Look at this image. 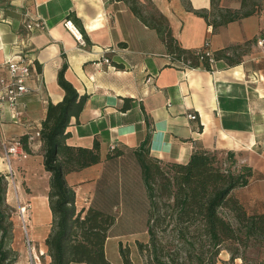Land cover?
Masks as SVG:
<instances>
[{
	"label": "crops",
	"instance_id": "1",
	"mask_svg": "<svg viewBox=\"0 0 264 264\" xmlns=\"http://www.w3.org/2000/svg\"><path fill=\"white\" fill-rule=\"evenodd\" d=\"M188 1L194 11L210 8V0ZM160 4L154 6L182 49L198 50L209 41L215 59L210 70L174 66L157 32L123 2L0 0V74L7 73L5 62L20 52L32 61L27 80L31 91L18 105L23 124H15L4 110L0 142L41 128L48 104L64 97L57 74L66 63L65 79L86 96L81 113L66 129V145L91 149L98 143L100 161L67 173L65 181L75 192L77 213L83 216L94 208L115 217L104 245L110 264H122L120 248L134 251L132 264L142 263L137 244L147 237L125 244L122 238L142 224L147 236L149 200L135 154L147 137L149 157L161 168L185 165L194 152L203 151L233 164L232 170L251 169L248 184L232 190L229 198L247 214H264V8L213 31L179 0ZM220 6L238 10L240 0H220ZM34 19L44 29L28 33L25 24ZM66 20L80 28L84 45L64 27ZM111 147L119 156L108 158ZM28 151L26 160L12 164L13 193L29 207L36 260L49 264L45 240L52 222L50 174L44 170L42 143ZM1 166L0 161L3 171ZM217 264L242 261L231 262L222 250Z\"/></svg>",
	"mask_w": 264,
	"mask_h": 264
},
{
	"label": "trees",
	"instance_id": "2",
	"mask_svg": "<svg viewBox=\"0 0 264 264\" xmlns=\"http://www.w3.org/2000/svg\"><path fill=\"white\" fill-rule=\"evenodd\" d=\"M115 1L125 3L135 18L157 32L168 56L190 61L191 68L201 66L210 70L206 61H198L197 50H185L178 45L167 19L157 8L153 7L154 12L146 15L139 0ZM179 1L186 11L212 26L213 31L264 8V0H240L238 10L222 8L220 0H210L208 10L194 11L188 0ZM66 69L64 63L57 74V83L64 97L56 104H48L39 139L42 143L44 170L50 174L47 198L52 222L45 240L51 259L49 264H110L105 257L104 245L115 217L94 208H89L83 216L77 213L75 192L65 181L67 173L100 161L98 143H94L91 149L66 145L69 136L66 129L71 119L79 116L86 100V96L79 95L65 79ZM20 141L29 152L26 137L23 136ZM148 142L149 137L135 152L149 200L147 241L137 244L141 257L151 258L154 264H167L166 258L169 257L163 253L155 232V228L165 231L167 227L172 228L178 250L184 251L189 260L195 258L198 264H217L222 250L230 254L231 262L238 258L246 263L244 253L247 249L255 246L264 249V214H247L238 202L229 198L232 190L248 184L251 169L242 167L238 171L232 170L233 164L222 167L216 154L203 151L194 152L185 165L172 164L161 168L149 157L146 147ZM119 154L114 148L110 149L108 158ZM155 175L161 177L157 188L160 203L155 199ZM2 204L3 199L0 198V264H14L16 252L4 244L8 229L3 226ZM223 210L233 216L234 223L224 217ZM120 256L122 264H132L127 249L120 248ZM258 264H264V260Z\"/></svg>",
	"mask_w": 264,
	"mask_h": 264
},
{
	"label": "rangeland",
	"instance_id": "3",
	"mask_svg": "<svg viewBox=\"0 0 264 264\" xmlns=\"http://www.w3.org/2000/svg\"><path fill=\"white\" fill-rule=\"evenodd\" d=\"M140 3L146 15H149L152 12H154L153 7H155L156 5H161L160 0H154V2L152 0H141ZM217 158L219 162L222 164V167H226L228 165L227 163H223L218 156ZM0 161H1V165L3 166L1 153H0ZM3 171L4 172L2 171L0 172V198L3 199V204L1 206V211L4 217L3 226L6 229H8V234L4 237L5 247H10L16 252L17 260L14 264H41V262L36 260L34 256L33 245L29 238V221H30L29 207L26 206V204L24 203L21 204L17 199H15L13 192L15 191L16 188H14L13 184L10 183V179H6L4 177V175H6L5 168H3ZM15 181L16 179L14 177V182ZM160 181H161V177L155 175L154 176V183L156 187L155 199L156 201H158V203H160L159 202L160 193L157 188L159 186ZM19 205L26 207V213L24 214V223L26 226L27 235L24 229V223L22 222L21 217L19 215ZM160 212L162 213L163 211ZM222 214L226 219H229L232 223H234L233 216L227 210H223ZM171 229H172L171 227H167L165 231H162L159 228H155L157 240L160 243V245L163 247V253L167 257H169L166 258V260L168 261L167 264H198L195 258L189 260L185 257L184 251L178 250L177 247L178 244L176 241L173 240V233ZM146 237L147 236L145 234V225L142 224L141 227H137L133 231L132 235H129V233H124V237L122 238V241L125 244L126 240L131 238H136L137 240L142 242L146 239ZM0 239H1V233H0ZM128 252L129 253L132 252L130 254V258H131L132 254H134V251L128 250ZM244 256L247 262L245 263L241 260L242 264H258L259 261L264 260V249L263 248L259 249L257 246L250 247L245 251ZM134 258L136 257L134 256ZM141 259H142L141 264H154L151 258L147 259L145 257H141ZM170 259H174V260L170 261Z\"/></svg>",
	"mask_w": 264,
	"mask_h": 264
},
{
	"label": "built area",
	"instance_id": "4",
	"mask_svg": "<svg viewBox=\"0 0 264 264\" xmlns=\"http://www.w3.org/2000/svg\"><path fill=\"white\" fill-rule=\"evenodd\" d=\"M63 25L80 45H84V40L79 29L70 20L64 21ZM25 29L28 31V33L41 31L44 29V23L38 19H34L25 24ZM197 53L199 54L198 61L200 63L206 61L211 68L215 62V59L212 52L210 51L208 40L200 49L197 50ZM169 58L174 66L179 69L191 68L190 61L174 59L171 56H169ZM103 62L109 63L107 59H103ZM31 66V59L25 57L23 52H20L18 55L8 59L5 62L7 73L5 75L0 74V126L2 124V113L4 110L9 112L10 118L15 124H23L21 118L24 116V112L18 109V105L19 100L31 91V89L27 86V80L31 77ZM190 119L194 120L195 116H190ZM40 129L41 128L33 129L32 132H27L24 135L26 137L27 147L29 149H32L34 143L40 141ZM0 148L2 162L6 172L4 177L6 179H10V183L13 184L15 188L14 170L12 164L14 161L26 160L29 157V152L24 149L20 139L2 140L0 142ZM111 149H113V147H111ZM25 213L26 207L19 205V215L23 223ZM24 229L27 235L25 223Z\"/></svg>",
	"mask_w": 264,
	"mask_h": 264
}]
</instances>
